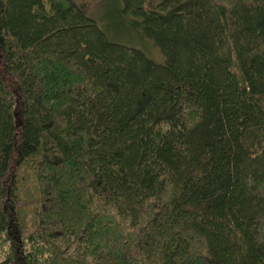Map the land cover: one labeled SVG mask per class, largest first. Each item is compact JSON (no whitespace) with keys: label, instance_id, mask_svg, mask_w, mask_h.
Returning a JSON list of instances; mask_svg holds the SVG:
<instances>
[{"label":"trees","instance_id":"trees-1","mask_svg":"<svg viewBox=\"0 0 264 264\" xmlns=\"http://www.w3.org/2000/svg\"><path fill=\"white\" fill-rule=\"evenodd\" d=\"M108 1L0 0V264H264V0Z\"/></svg>","mask_w":264,"mask_h":264},{"label":"rangeland","instance_id":"rangeland-1","mask_svg":"<svg viewBox=\"0 0 264 264\" xmlns=\"http://www.w3.org/2000/svg\"><path fill=\"white\" fill-rule=\"evenodd\" d=\"M77 1L81 4H84V7H86V9L90 11L89 13H91V15L93 14V17L98 21L101 27L105 28L104 25L107 26L108 18L110 19V17L107 15V12L112 6L111 1L110 3L108 0H77Z\"/></svg>","mask_w":264,"mask_h":264}]
</instances>
